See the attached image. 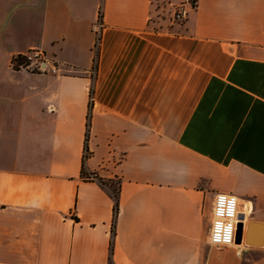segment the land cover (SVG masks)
I'll return each mask as SVG.
<instances>
[{"label":"crops","instance_id":"crops-1","mask_svg":"<svg viewBox=\"0 0 264 264\" xmlns=\"http://www.w3.org/2000/svg\"><path fill=\"white\" fill-rule=\"evenodd\" d=\"M0 264H264V0H0Z\"/></svg>","mask_w":264,"mask_h":264},{"label":"built area","instance_id":"built-area-1","mask_svg":"<svg viewBox=\"0 0 264 264\" xmlns=\"http://www.w3.org/2000/svg\"><path fill=\"white\" fill-rule=\"evenodd\" d=\"M194 6V5H193ZM187 9L177 6L172 12V22L181 23L187 18ZM103 26L100 20L92 27L94 42L92 45V69L90 76L94 79L96 75V65L100 50V42ZM50 64V73L56 74L58 68L54 60L48 58L39 50H30L21 55L15 56L11 61V66L15 71L44 72L42 65ZM93 87H89L90 104L92 102ZM240 205L238 199L231 194H217L214 198L212 210V222L210 228L209 242L217 247H229L235 244L238 226L244 227V219H240Z\"/></svg>","mask_w":264,"mask_h":264},{"label":"rangeland","instance_id":"rangeland-1","mask_svg":"<svg viewBox=\"0 0 264 264\" xmlns=\"http://www.w3.org/2000/svg\"><path fill=\"white\" fill-rule=\"evenodd\" d=\"M164 17H165V18H168L169 20L172 21V14H165ZM117 185H118V184H117L116 182H113V183H111V184L108 183L106 189H107L109 192H112V194H113V193H116V191H117V189H118V186H117ZM109 195H110V194H109ZM110 197L112 198L111 195H110ZM112 200L114 201L113 198H112Z\"/></svg>","mask_w":264,"mask_h":264},{"label":"trees","instance_id":"trees-1","mask_svg":"<svg viewBox=\"0 0 264 264\" xmlns=\"http://www.w3.org/2000/svg\"><path fill=\"white\" fill-rule=\"evenodd\" d=\"M98 17H99V19L101 18V12H99V14H98ZM91 107V106H90ZM88 120H89V116H88ZM99 183H100V185L105 189L106 187H107V185H108V183L107 182H103V181H101V180H99ZM108 193L112 196V198L114 199V210L116 209V207H117V196H118V194H117V191H116V193H113L112 194V192H109L108 191Z\"/></svg>","mask_w":264,"mask_h":264},{"label":"water","instance_id":"water-1","mask_svg":"<svg viewBox=\"0 0 264 264\" xmlns=\"http://www.w3.org/2000/svg\"><path fill=\"white\" fill-rule=\"evenodd\" d=\"M240 219H243V217L240 216ZM241 231H242V225H239V226H238V232H237V235H236V240H237V241L240 240Z\"/></svg>","mask_w":264,"mask_h":264}]
</instances>
